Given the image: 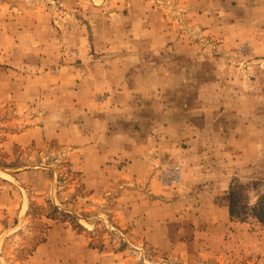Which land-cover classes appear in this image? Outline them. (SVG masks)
I'll list each match as a JSON object with an SVG mask.
<instances>
[{
	"label": "rangeland",
	"instance_id": "374dc122",
	"mask_svg": "<svg viewBox=\"0 0 264 264\" xmlns=\"http://www.w3.org/2000/svg\"><path fill=\"white\" fill-rule=\"evenodd\" d=\"M262 207L264 0H0V264H264Z\"/></svg>",
	"mask_w": 264,
	"mask_h": 264
},
{
	"label": "crops",
	"instance_id": "0c3cea01",
	"mask_svg": "<svg viewBox=\"0 0 264 264\" xmlns=\"http://www.w3.org/2000/svg\"><path fill=\"white\" fill-rule=\"evenodd\" d=\"M84 114L85 111H84ZM88 120H90L92 117H89L87 114L85 115ZM103 117V116H102ZM102 117L99 115H96V123L98 125L99 122H102ZM85 122V121H84ZM92 131V130H91ZM115 145L114 139L110 136H107L106 138L101 137L99 133L93 134L89 132L87 128H84V175H85V183L87 188H91L93 190H96L95 188L89 186V174L91 173L92 169L95 172H99L102 170L101 167H92L89 163L90 159H92L94 162H99L101 166H105V161H109V158H112L114 156L119 155V149ZM100 159V160H99ZM201 195H196L195 193L192 195V199H196V197H200ZM188 204V202H187ZM223 208V207H222ZM222 211V210H220ZM218 211L217 209L213 208L212 212H209L208 214H216ZM223 214V211H222ZM225 215V213H224ZM53 232V231H52ZM51 246H45L40 245L36 249V253H43L44 251L48 250ZM53 248L51 247V250ZM50 250V252H51ZM49 251V250H48ZM88 249L84 247V253H87ZM36 253H34V257H36Z\"/></svg>",
	"mask_w": 264,
	"mask_h": 264
},
{
	"label": "trees",
	"instance_id": "16d2710c",
	"mask_svg": "<svg viewBox=\"0 0 264 264\" xmlns=\"http://www.w3.org/2000/svg\"><path fill=\"white\" fill-rule=\"evenodd\" d=\"M53 209L55 210L56 208L53 206ZM262 211H264V207H262ZM257 216L261 221H264V217H261L260 214H257Z\"/></svg>",
	"mask_w": 264,
	"mask_h": 264
}]
</instances>
